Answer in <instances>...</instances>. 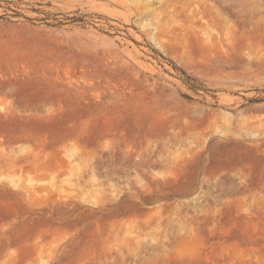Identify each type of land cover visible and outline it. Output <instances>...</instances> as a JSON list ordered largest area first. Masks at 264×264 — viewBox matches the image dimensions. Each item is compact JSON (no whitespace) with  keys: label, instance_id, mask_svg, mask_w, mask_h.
<instances>
[{"label":"rangeland","instance_id":"1","mask_svg":"<svg viewBox=\"0 0 264 264\" xmlns=\"http://www.w3.org/2000/svg\"><path fill=\"white\" fill-rule=\"evenodd\" d=\"M0 264H264V0H0Z\"/></svg>","mask_w":264,"mask_h":264}]
</instances>
